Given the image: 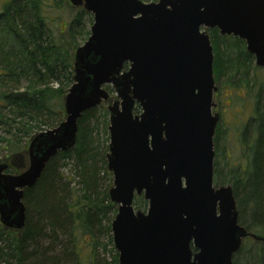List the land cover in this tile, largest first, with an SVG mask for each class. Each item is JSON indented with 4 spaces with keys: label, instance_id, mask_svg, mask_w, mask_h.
Instances as JSON below:
<instances>
[{
    "label": "water",
    "instance_id": "95a60500",
    "mask_svg": "<svg viewBox=\"0 0 264 264\" xmlns=\"http://www.w3.org/2000/svg\"><path fill=\"white\" fill-rule=\"evenodd\" d=\"M67 1L91 13L90 34L74 52L63 119L0 159V224L24 229V189L75 146L82 113L108 102L118 264H233L243 240L264 235L239 224L232 187L213 184L219 114L208 31L243 40L264 67V0ZM135 196L145 211L134 209Z\"/></svg>",
    "mask_w": 264,
    "mask_h": 264
},
{
    "label": "trees",
    "instance_id": "16d2710c",
    "mask_svg": "<svg viewBox=\"0 0 264 264\" xmlns=\"http://www.w3.org/2000/svg\"><path fill=\"white\" fill-rule=\"evenodd\" d=\"M68 10L74 14L68 12L71 16L63 26L62 22L55 24L61 12ZM92 22L91 13L82 7L73 8L67 0H7L3 4L1 159L24 152L34 133L55 127L63 119L64 97L73 83L74 52L79 40L90 34ZM208 34L215 81L223 79L230 96L240 90L251 94L258 85L251 116L236 132L243 151L239 163L223 156L222 166L217 165L224 147L221 149L218 142L223 134L221 126L215 129L213 183L232 187L239 224L248 232L264 235V80L257 81L255 71L259 68L252 66V55L243 40L220 35L217 29ZM107 117L104 103L83 112L75 146L50 159L36 184L24 189L25 226L16 233L0 224V264H118L110 227L117 205L108 196L112 174L106 159ZM67 165L71 167L70 177L62 172ZM104 178L111 183L102 189ZM133 205L145 211L147 201L135 196ZM102 238L107 242L103 244ZM249 242L254 248L247 251L251 255L243 264H264V241L251 238L243 241L233 264H240L241 250ZM107 247L112 253L109 261L97 252L101 248L106 253Z\"/></svg>",
    "mask_w": 264,
    "mask_h": 264
},
{
    "label": "rangeland",
    "instance_id": "374dc122",
    "mask_svg": "<svg viewBox=\"0 0 264 264\" xmlns=\"http://www.w3.org/2000/svg\"><path fill=\"white\" fill-rule=\"evenodd\" d=\"M6 1L7 0H0V11L3 7V4ZM144 2H149V1H144ZM73 11L75 12V9H73ZM68 12H70L72 15L74 14L73 12H71L69 10L66 13L61 12V14H60L61 18H59L58 20L56 19L55 24L62 22L60 24H62V26H63V21L68 20V18L71 16V15L68 16ZM51 17L54 18V16H51ZM53 26H54V23H53ZM53 26H51V27L54 29ZM86 39L84 37V39L79 40L78 43L80 45H82L86 41ZM252 62H253L252 66L254 67L255 61H254L253 55H252ZM255 77H256L258 82L261 80H264V68H259L258 70H256L255 71ZM106 87H107V85L104 88L108 92V94H110V96H114V91L112 90V88L111 89L109 88V90H111V92H109V90ZM216 87L219 90H218V92H217V94L213 100H214V103L218 104L217 113L219 112L220 116H221L220 121H219V126H221V131L223 134H222V139L219 140V143L221 145V149H222V147H224V151L221 152V155L218 158L219 163L217 165L220 167V166H222V161H223L222 157L223 156L224 157L229 156V158H231V161L234 164L239 163L240 160L243 158V151H241V145H240L239 139H236V132H237V129L242 124H244L248 120V118L251 116L250 114L252 113V110L254 109V101H255L254 95L256 93L258 85L254 89V91L251 92V94L250 93L245 94L244 90H240L238 92L239 96H238V94H233L232 96H230L231 93L228 94L230 92V90L229 89L226 90L225 87L223 86V79H221L219 81V83H216ZM224 95H226V96H224ZM215 107H216V105H215ZM136 108H138V107H136ZM107 119H108V117H107ZM99 120L101 121V119H99ZM0 159H1V157H0ZM62 172L64 173L65 176L70 177L72 175L70 165H67L65 168H63ZM112 179H113V177H111V182H112ZM109 182H110V180L106 181V179L104 178L102 189H103V187L104 188L107 187ZM111 186H112V183H111ZM109 188H108V190H109ZM111 235H112V233H111ZM101 242L104 244L107 242V239L102 238ZM252 248H254V247H253V244L251 242H249V244H246V243L244 244L243 249L241 250V253L239 255V256H241L240 257V261H241L240 264L241 263L243 264V261L251 255V254H247V251L251 250ZM109 249H110V247H107V252L105 253L103 251V249L97 248L98 256H100V258L103 257L109 261L111 256H112V253L109 252ZM234 257H235V255H234ZM249 262H251V261H249Z\"/></svg>",
    "mask_w": 264,
    "mask_h": 264
},
{
    "label": "flooded vegetation",
    "instance_id": "af4514ba",
    "mask_svg": "<svg viewBox=\"0 0 264 264\" xmlns=\"http://www.w3.org/2000/svg\"><path fill=\"white\" fill-rule=\"evenodd\" d=\"M214 59V58H213ZM258 68H264V67H258ZM213 77H214V73H213ZM215 80V79H214ZM217 82L215 81V84H216ZM109 88L111 89V87L109 86ZM226 90H227V88H225ZM113 90V89H112ZM218 88H217V91L213 94V99L215 98V96H216V94H217V92H218ZM109 96H110V94H109ZM224 96H226V95H224ZM111 97H114V96H111ZM214 101V100H213ZM105 104L106 105V109H107V105H108V102H102L101 104ZM100 104V105H101ZM215 105H216V107H214L213 109H212V112L214 113V112H216L217 113V109H218V104H216V103H214ZM135 111V110H134ZM139 111V110H138ZM138 111H135L136 113L138 112ZM218 114H219V120H218V124H219V121H220V118H221V116H220V113L218 112ZM218 124H217V126H218ZM214 137H215V133H214V136H213V145H214ZM220 139H222V134L219 136V140ZM219 140H218V142H219ZM220 144V143H219Z\"/></svg>",
    "mask_w": 264,
    "mask_h": 264
}]
</instances>
